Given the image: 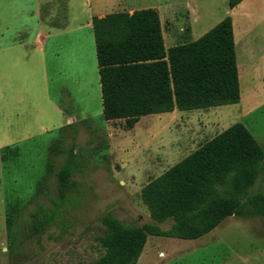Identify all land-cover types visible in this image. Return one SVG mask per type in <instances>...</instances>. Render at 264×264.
<instances>
[{
  "label": "rangeland",
  "instance_id": "374dc122",
  "mask_svg": "<svg viewBox=\"0 0 264 264\" xmlns=\"http://www.w3.org/2000/svg\"><path fill=\"white\" fill-rule=\"evenodd\" d=\"M98 1L0 0V264L92 262L104 254L101 217L153 223L142 187L203 143L242 123L264 148V108L244 118L240 104L176 110L141 117L131 130L126 119L107 121L91 23L100 13L154 9L170 49L226 17L256 20L261 35L264 22L252 17V0L233 12L228 0ZM47 30L53 36L39 42L46 48L39 65L30 42ZM54 146L66 153H53ZM70 149L77 154L75 186L61 194L57 172ZM254 189L264 191V184ZM40 206L61 212L44 232L31 225L32 213L43 214ZM138 264H264V218L230 216L196 240L151 236Z\"/></svg>",
  "mask_w": 264,
  "mask_h": 264
},
{
  "label": "trees",
  "instance_id": "16d2710c",
  "mask_svg": "<svg viewBox=\"0 0 264 264\" xmlns=\"http://www.w3.org/2000/svg\"><path fill=\"white\" fill-rule=\"evenodd\" d=\"M244 0H228L231 9ZM103 114L107 121L237 105L241 100L233 22L226 17L196 41L166 49L154 9L93 17ZM63 141H59L61 144ZM55 154L64 150L56 146ZM66 153V152H65ZM57 172L58 191L74 186L77 154L70 149ZM264 148L242 123L200 145L141 189L153 223L126 225L111 213L100 219L104 254L87 264H138L151 236L196 240L230 216L264 218ZM31 214L32 228L44 232L59 217L42 206ZM171 221L168 230L161 224ZM12 221L7 220L8 232Z\"/></svg>",
  "mask_w": 264,
  "mask_h": 264
},
{
  "label": "crops",
  "instance_id": "0c3cea01",
  "mask_svg": "<svg viewBox=\"0 0 264 264\" xmlns=\"http://www.w3.org/2000/svg\"><path fill=\"white\" fill-rule=\"evenodd\" d=\"M249 1L250 0H244L233 9H231L228 5L229 10L233 12L241 5ZM97 4L98 6L103 7V0H99ZM252 6L254 9V13L252 14V17L259 16L260 21L264 22V0H252ZM105 15H106L105 13H100L99 17H103ZM230 18L232 19L233 22L236 57H237V65H238L239 80H240L241 100L239 104L241 105L243 112H245L242 114V118H244V116L245 117L250 116L264 108V33H262L261 35L258 34L255 23L256 20L254 19L246 20V22H242L238 20L236 21V19L234 20L232 17ZM161 22L163 27L165 44L168 42L172 44V40L167 41L165 27L163 26L162 19ZM91 23H92V19H91ZM52 36L53 35H51V32L48 30L42 32L41 35L40 33L33 34V40H31L30 46L31 47L37 46V49H33V52H30V55L32 57L34 56L35 53L37 54L38 59L37 58L36 59L39 65H41L39 60V58H41V55L46 56L45 53L46 48L43 47L41 49L40 47H38L39 42L41 41L47 45V43L51 41ZM1 37H3V35H1ZM77 48H79V46H77ZM80 49H83L82 45ZM81 52L78 49V54L81 55ZM199 110L203 111L207 109H199ZM189 154H187L186 156H188Z\"/></svg>",
  "mask_w": 264,
  "mask_h": 264
}]
</instances>
